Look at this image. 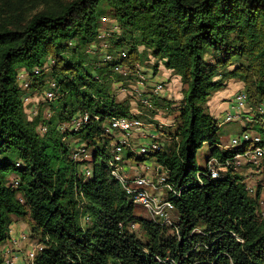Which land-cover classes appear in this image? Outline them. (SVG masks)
<instances>
[{"label":"trees","instance_id":"1","mask_svg":"<svg viewBox=\"0 0 264 264\" xmlns=\"http://www.w3.org/2000/svg\"><path fill=\"white\" fill-rule=\"evenodd\" d=\"M102 5L122 31L108 38L110 61L84 51L102 48ZM140 46L186 86L179 102L154 93L149 77L135 113V98L117 101L116 90L128 88L114 68H132ZM48 58L53 65L44 72ZM20 71L31 78L27 89L18 85ZM46 79L56 86L55 98H44L49 116L29 119L23 98L42 96ZM229 80L243 83L249 107L264 105V0H0V173L18 177L17 185L0 182V264L12 219L38 240L32 264H264L260 187L248 192L235 170L212 179L196 163L203 145L220 162L248 150H222L218 121L204 107ZM165 113L173 116L174 128L162 131L169 141L123 156L130 175L157 187L148 194L171 204L157 216L111 175L117 136L108 129L113 119L132 117L157 131ZM258 132L264 147L262 123ZM130 159H153L156 179ZM257 169L264 179V160ZM160 178L168 188L158 186Z\"/></svg>","mask_w":264,"mask_h":264},{"label":"rangeland","instance_id":"2","mask_svg":"<svg viewBox=\"0 0 264 264\" xmlns=\"http://www.w3.org/2000/svg\"><path fill=\"white\" fill-rule=\"evenodd\" d=\"M97 15H98V19H99V31H98V41H99V45L98 46H102L103 43H106L107 45L108 43V38L112 35L114 36H120L122 31L120 30L118 23L115 21V19L109 14L108 10L105 8V6H100L97 10ZM102 18L105 19V21L102 20ZM97 43V42H96ZM72 44H75L74 41L72 42ZM97 46V45H96ZM95 45H91L90 48H86L84 51L85 53L88 52L90 54V56H94L97 59H101L103 54L106 53L104 50V48L101 50H99V53H94V49H97ZM90 49V50H88ZM107 49V48H106ZM138 51V55H139V61H136L133 64L132 68H126L128 75L124 77L126 85H127V90L124 91H119L116 90V99L117 101H123L125 99L128 98H135L134 100H130L131 101V109H132V113H135L137 111V106H136V102L138 100V94H140V89L136 87V84L138 82V76L141 75H146V77L151 78V75L153 73V66L155 64H159L158 70L156 73H158L160 70V72H163L165 70L160 69L161 67H163L158 60L154 59L151 56V50L150 49H146L143 46L138 47L137 49ZM53 65V61L51 60V58H48L46 60V63L44 65L43 71L44 72H48L50 67H52ZM164 68V67H163ZM36 71V70H35ZM34 71V73H35ZM155 79H157L160 82H167L164 78L160 77V74L158 73V75L155 77ZM178 79V78H177ZM177 79H174V81L172 82V85L170 86V95L172 97H167L165 95L166 90H164V93H162V95L164 97H166L167 100H172L175 101L176 98H178V101L175 102H179L182 96V90L186 88L185 85H183V83L181 82L180 78L178 79L179 81H177ZM30 80L31 78L28 76L27 72H19L17 75V82L18 85L20 87H23L25 89H27L29 87L30 84ZM156 81V80H155ZM236 84H232L231 86H229L226 89V96H229L226 98V105H223L222 108L225 109V111L223 112H218L215 117L217 118L218 121V125H219V137L221 139V142H223L224 146L227 145L226 147H230L231 145V141L232 139L235 138H241L242 141V135L243 134H249L250 136H254V135H259L260 133L258 132L259 128L261 127V123L264 125V105L260 106V107H256L253 106L251 108H262L261 111H249L248 107L251 106V104L249 102H247V105L244 108H238L236 101L233 98V95L236 92H244V87L243 89H239L240 88V84L241 83L239 81L234 80ZM51 82V79H46L45 81V88L43 90L42 93L45 92V90L49 89L47 88V84H49ZM52 83V82H51ZM50 83V84H51ZM228 83V82H227ZM25 84L27 85V88L25 87ZM243 85V83H242ZM47 86V87H46ZM244 86V85H243ZM56 87V86H55ZM116 88V86H115ZM137 89V90H135ZM223 90V89H222ZM220 90V91H222ZM28 91V90H27ZM219 92V91H218ZM231 94H233L231 96ZM26 98H28L27 100L25 99L23 102L24 105V111L26 116L29 119H33L35 116H37L38 114H41V116L43 118H46V116L48 117V108H47V103L46 101H44L45 99L40 95L36 94V92H31L28 91L26 92ZM24 96V97H25ZM43 103V104H42ZM224 103V102H223ZM207 104V103H206ZM206 111L209 113V109L207 108V106H204ZM215 114L214 111H211ZM210 114V113H209ZM211 115V114H210ZM227 115H230L231 117H233L232 121L229 123H224V119ZM212 116V115H211ZM236 116H239L236 118ZM173 116H167V114L165 113L164 115H161L158 120V124H159V128H158V132L160 134L154 133L156 130H149V128L153 127H146L145 128V136H146V140L149 139V141H153V142H160V144H164L165 142H168L169 140L167 139V136L163 134L162 131H167L168 127L171 125L172 123V118ZM259 119H261V121H258ZM144 123V122H143ZM154 128V127H153ZM174 128V127H171ZM42 131H44V129L42 128ZM115 133V132H114ZM117 137H125V135L122 134H118L115 133ZM152 138H149V135H152ZM140 134L137 133H133L131 136V142H133L135 145H138L139 142V138H140ZM142 137V136H141ZM137 143V144H136ZM159 144V143H158ZM209 146L208 145H203L202 148L200 150H198L197 155H196V163L199 169H203L206 166V161L208 159L209 156ZM123 156H126V152L123 153ZM2 160V158H0V161ZM77 161H80L79 159H77ZM129 164L137 167L140 165H145L147 166L149 169L151 167H155V163L153 159H146L143 162H137L136 160L130 159L129 160ZM88 166H80L81 171L83 170H88L87 168ZM258 171V170H256ZM255 171V172H256ZM247 175H246V173ZM237 173L243 177L244 179V183L246 185H253L255 184L256 180H261V181H257L256 183L258 184V182H264L262 173H260V171H258V173H248L246 171V169L242 168L237 170ZM251 174V175H248ZM250 176V177H249ZM253 179H252V178ZM18 179L17 175L12 173L10 175H6L3 176L0 173V182L6 183V184H13L16 180ZM262 193L264 195V185L262 184ZM254 190L257 188L256 185H253ZM18 199L21 200V197L18 195ZM263 204H264V196H263ZM259 215L263 216L264 215V205L263 206H259ZM139 209H136L137 213L139 212ZM13 223L10 226V233H11V237L10 240H8L5 245L2 247V254H3V258H4V264H6V261L9 259H13L12 262L10 264H23L26 258V253L28 251H32L34 252L35 250L37 251L38 247V240L36 239H30V232H29V228L28 225L22 221V220H17V219H12ZM15 231V232H14ZM22 235H26L27 239L24 241H19V243L17 245H15L13 243V240H15L17 237L20 238L22 237ZM12 254H14L15 256H12Z\"/></svg>","mask_w":264,"mask_h":264},{"label":"built area","instance_id":"3","mask_svg":"<svg viewBox=\"0 0 264 264\" xmlns=\"http://www.w3.org/2000/svg\"><path fill=\"white\" fill-rule=\"evenodd\" d=\"M103 21H105L104 18H102ZM102 47L106 49L108 45L106 43L102 44ZM111 55H109L106 51L104 53V61H110ZM114 71L121 74L122 76H127L128 72L127 69L122 66H117L114 68ZM35 73L37 74L38 71L36 70ZM138 82L136 84V87L140 89L141 92H145V88L148 89L152 85V91L154 93H163L165 90V85L163 82H156L154 84L149 85L148 78L146 75H139L138 76ZM149 85V86H148ZM25 87L27 88V85L25 84ZM55 88V83L50 84V88L45 90V92L42 94V97L51 101L55 98V94L53 89ZM144 88V89H143ZM137 90V89H135ZM124 91V90H122ZM27 100L26 96L23 98L24 100ZM234 100L236 101V104L238 108H244L247 105V97L246 94L242 91L241 93H238ZM142 101L146 103V98L143 97ZM262 108H251L248 107L249 111L259 112ZM239 116H236V118ZM233 117L230 115H227L224 119V123L231 122ZM87 120V117H80L75 119L72 124L71 128L77 130L79 129ZM148 125L143 123L142 121L132 118V117H123L118 119H113L111 121V126L108 131H113L118 134L125 135V137H116L114 148L112 150V171L111 175L121 184V186L127 191L128 194L133 195L134 201L147 209L151 214L157 215V216H166L167 211H169L172 206L169 202L162 199V197H159L160 195H154L151 196L148 194L146 188L150 187L154 190L157 189V187L148 179L144 178L138 173H135L133 175L129 174L130 167L124 166V158L123 153L128 150L131 153L137 152L139 154H146L149 151H155L160 149V145L156 142L149 141L148 143L140 145L137 149L133 148V145L131 143V136L133 133L140 134L142 137L145 135V128ZM149 127V126H148ZM152 135H149V138H152ZM241 138H235L232 139L230 147H226L225 149H233L242 146L243 144H247L248 150H246L243 153L236 154L233 158L227 159L223 162H220L216 158L212 157L209 158L206 162V170L208 176L212 179H217L223 176L224 173H226L229 170H235L237 171L242 166H253L255 168H259L262 164V161L264 160V147L261 146V138L259 135L250 136L249 134H243ZM78 152H81L78 150ZM77 159L81 160L79 158V154L74 155V160L77 161ZM259 171V169H257ZM86 175H89V171L86 170ZM158 186L166 187L168 186L164 185V179L160 178L157 182ZM14 185H17V180L13 183ZM246 190L248 192H253V187H246ZM260 205H264L263 201L260 200ZM22 239V240H21ZM26 239L25 235H22L20 238H16L13 240V243L17 245L19 241H24ZM38 250V248H37ZM36 250L34 252L28 251L26 253V258L23 264H32V261L35 257ZM12 256H15L12 254ZM13 259H9L6 261V264H10Z\"/></svg>","mask_w":264,"mask_h":264},{"label":"crops","instance_id":"4","mask_svg":"<svg viewBox=\"0 0 264 264\" xmlns=\"http://www.w3.org/2000/svg\"><path fill=\"white\" fill-rule=\"evenodd\" d=\"M160 69H163V70H165L164 71V73L163 72H158L159 74H160V77L161 78H164L167 82L165 83V82H163L164 83V85H165V90H166V93H165V95L167 96V97H169V93H170V86L172 85V82L174 81V79H179V77H177L176 75H174L173 73H172V71L171 70H167V69H165V68H163V67H161ZM158 73H156L155 75L152 73V75H151V81H155V82H159L157 79H155V77L158 75ZM147 75V74H146ZM177 79V81H179ZM162 80V79H161ZM160 80V81H161ZM232 84H236L235 83V81L234 80H229L228 81V83H227V86H226V89L229 87V86H231ZM238 84H240L241 86H240V88L239 89H243V85H242V83H238ZM226 89L224 88L222 91H219V92H216V93H214L213 94V96L208 100V102H207V104H206V106H207V108L209 109V113L214 117V118H216L215 117V115L218 113V112H224L225 111V109H223L222 108V106L223 105H226V98L227 97H229V96H226ZM238 93H240V92H236L234 95L233 94H231V96L233 95V98L238 94ZM170 97H172L171 95H170ZM181 98H182V96H181ZM180 98V99H181ZM178 98H176L175 99V101H178L177 100ZM224 102V103H223ZM211 111H214L215 112V114L213 113V112H211ZM217 119V118H216ZM159 120V119H158ZM157 120V121H158ZM172 126V123H171V125L169 126V127H171ZM149 127H150V125H149ZM149 130H155L153 127H151V128H149ZM159 130H157V131H155L154 133H156L157 132V134H160L159 132H158ZM152 136H153V134H152ZM149 137V136H148ZM138 142H139V145L140 144H144V143H148L149 142V139H147L146 140V136L144 135V137H141L140 136V138H139V140H138ZM137 144V143H136ZM226 146L227 145H225L224 147H222V150H224L225 148H226ZM209 159V158H208ZM208 159H207V161H208ZM206 161V162H207ZM127 163L129 164V161H127ZM130 165V164H129ZM134 170H137L140 174H142V175H145V176H148V177H150V178H152V179H156V176H155V178H154V169H153V167L152 168H150V169H142V168H139V167H134V166H132V165H130ZM140 167H142V166H140ZM155 168V167H154ZM242 168H244V169H246V171L248 172V173H258V171H256L257 170V168H255V167H253V166H242ZM239 169H241V168H239ZM256 171V172H255ZM157 173H159V171L157 172ZM246 173V172H245ZM246 175H247V173H246ZM248 175H251V174H248ZM252 176V175H251ZM250 177V176H249ZM252 178V177H251ZM253 179V178H252ZM257 181H261V180H256V182ZM255 182V184H253V185H256V187H260V189H262V184L264 185V182L262 183V182H258V184ZM253 185H247V186H249V187H253ZM256 190V189H255ZM263 193H262V190H261V195H260V199H261V201H262V199H263ZM262 206V205H261ZM15 232V231H14Z\"/></svg>","mask_w":264,"mask_h":264}]
</instances>
